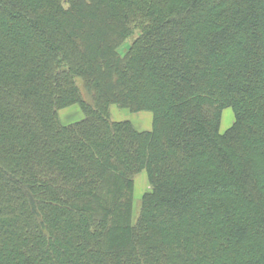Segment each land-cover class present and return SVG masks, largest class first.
Segmentation results:
<instances>
[{"label":"trees","instance_id":"obj_1","mask_svg":"<svg viewBox=\"0 0 264 264\" xmlns=\"http://www.w3.org/2000/svg\"><path fill=\"white\" fill-rule=\"evenodd\" d=\"M0 264H264V0H0Z\"/></svg>","mask_w":264,"mask_h":264},{"label":"rangeland","instance_id":"obj_2","mask_svg":"<svg viewBox=\"0 0 264 264\" xmlns=\"http://www.w3.org/2000/svg\"><path fill=\"white\" fill-rule=\"evenodd\" d=\"M136 33H138V30L135 31V33L130 37L131 40L129 39L120 48V51L122 53L123 51L126 50V48L130 46L132 39L137 35ZM78 82L81 88L83 89L84 94L86 95L84 91L83 81L81 79H78ZM59 113H60V119L64 124L73 123L83 118V113L78 105L61 109ZM111 115L112 118L116 120H120V119L130 120L134 124V126L139 130L150 129L152 127L153 114L150 111H141L138 113H132L129 110L122 109L116 105H113L111 107ZM234 117L235 116L232 108L228 107L223 109L220 128H219L221 133H224V131L232 125L233 121L235 120ZM139 179H141V183H138ZM145 183L146 185H144ZM150 189L151 186L148 182L146 171H142L139 174H137L135 176V181H134V208H135L134 218L137 217L138 212L141 208L143 194H145V192H147Z\"/></svg>","mask_w":264,"mask_h":264},{"label":"crops","instance_id":"obj_3","mask_svg":"<svg viewBox=\"0 0 264 264\" xmlns=\"http://www.w3.org/2000/svg\"><path fill=\"white\" fill-rule=\"evenodd\" d=\"M71 107H73V106H71ZM80 110H81V109H80ZM82 113H83V112H82ZM233 113H234V112H233ZM59 115H60V113H59ZM83 117H84V115H83ZM152 118H153V116H152ZM234 118H235V117H234ZM114 120H116V119H114ZM120 120H121V119H120ZM120 120H116V121H120ZM122 120H124V119H122ZM73 123H74V122H73ZM233 123H234V121H233ZM233 123H232V124H233ZM69 124H70V123H69ZM231 126H232V125H231ZM231 126H230V127H231ZM230 127H229V128H230ZM151 128H152V127H151ZM151 128H150V129H145V130H151ZM227 129H228V128H227ZM227 129H226V130H227ZM226 130H225V131H226ZM225 131H224V132H225Z\"/></svg>","mask_w":264,"mask_h":264},{"label":"bare ground","instance_id":"obj_4","mask_svg":"<svg viewBox=\"0 0 264 264\" xmlns=\"http://www.w3.org/2000/svg\"><path fill=\"white\" fill-rule=\"evenodd\" d=\"M138 183H141V179L138 180ZM144 185H146V183H145ZM141 186H142V185H141Z\"/></svg>","mask_w":264,"mask_h":264}]
</instances>
